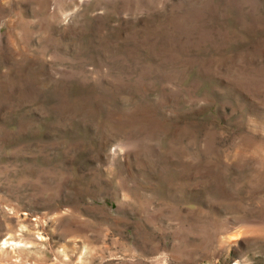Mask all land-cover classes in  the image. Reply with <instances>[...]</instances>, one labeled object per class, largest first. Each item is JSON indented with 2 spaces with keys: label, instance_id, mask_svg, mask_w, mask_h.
Returning <instances> with one entry per match:
<instances>
[{
  "label": "rangeland",
  "instance_id": "1",
  "mask_svg": "<svg viewBox=\"0 0 264 264\" xmlns=\"http://www.w3.org/2000/svg\"><path fill=\"white\" fill-rule=\"evenodd\" d=\"M0 264H264V0H0Z\"/></svg>",
  "mask_w": 264,
  "mask_h": 264
}]
</instances>
